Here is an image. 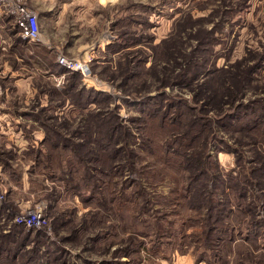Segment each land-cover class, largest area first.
Returning a JSON list of instances; mask_svg holds the SVG:
<instances>
[{
	"label": "rangeland",
	"instance_id": "rangeland-1",
	"mask_svg": "<svg viewBox=\"0 0 264 264\" xmlns=\"http://www.w3.org/2000/svg\"><path fill=\"white\" fill-rule=\"evenodd\" d=\"M39 1L28 6L37 16L40 42H29L25 51L11 48L17 34L9 18H0V115L7 114L10 124L22 133L20 148L14 139L0 140V232L4 224H15V217L28 210L40 211L46 225L29 230L20 226L24 231L19 228L18 235L4 244L8 253L3 254V263L20 264L26 257L23 252L34 247L35 253L27 254L28 259L37 256L32 264H208L195 262L200 253L210 264H264V215H260L264 197L254 200V215H249L247 202L242 206L246 215H221L217 226L241 233L234 234L233 240L217 244L209 231L211 220L204 223L213 211L217 214V197L221 199L217 165L222 173L261 167L264 0H56L53 9L49 2ZM47 9L50 14L44 19ZM3 23L10 28L1 27ZM164 41L177 43L188 62L194 60L182 83L173 79L179 69L174 71L163 58L166 50L159 49ZM37 51L44 53L43 63L31 60L30 67L17 66L16 75L24 79L29 73L31 78L24 81L17 76L18 95L9 88V102L1 104L4 83L15 87L5 64L14 68L13 57ZM56 53L85 62L90 69L87 78L71 72L79 76L75 86L110 97L100 108L89 107L102 113L97 119L79 111L72 105L74 95L63 92L64 73L70 72L55 67ZM257 61L259 69L242 85L235 83L229 97L218 105L220 94L209 73L238 67L245 74ZM169 73V81L177 84L161 83L163 74ZM190 75L195 76L193 84ZM199 85H203L200 98ZM177 102L198 121L200 130L181 132L185 119L173 107ZM256 106L258 116L234 122ZM155 107L162 109L168 128L161 129L159 121L148 117ZM108 114L117 120L108 119ZM243 121L248 132L237 128ZM45 124H51V132L47 133ZM118 125L128 127L131 137L118 140L115 148L126 145L127 150L114 156L100 144L104 130ZM50 137L59 140L57 149L50 146ZM193 155L201 157L194 174L203 170L200 185L207 186L199 199L178 169L179 160ZM78 166L84 167L86 180L96 172L90 178L98 186L94 198H90V185L75 170ZM213 176L216 179L211 182ZM186 187L190 191L184 198ZM131 193L136 201H127ZM140 193L145 197L141 199ZM187 199L201 205V210L184 208ZM229 207L237 209L234 204L225 209ZM139 223L149 224L147 236H135ZM254 227L260 228V235L246 240V231Z\"/></svg>",
	"mask_w": 264,
	"mask_h": 264
},
{
	"label": "trees",
	"instance_id": "trees-1",
	"mask_svg": "<svg viewBox=\"0 0 264 264\" xmlns=\"http://www.w3.org/2000/svg\"><path fill=\"white\" fill-rule=\"evenodd\" d=\"M247 0H244V2L246 3ZM8 22V21H7ZM6 22V23H7ZM10 24L7 27V25L5 23H3V25H1V27H6L10 28ZM7 30H11V29H7ZM16 34V31H15ZM20 39V38H19ZM177 43H170V42H162L161 44H159V49H163L166 50L165 54L163 55L164 60L169 63L172 67L173 70L175 71L177 68L179 69L178 74L173 77V79H180V82L182 83V81H184L182 78L188 75V67L193 65V61L191 63H189V57L187 56V54L185 53V51L183 50L184 48H180L178 47V45H176ZM264 58V53H262L260 55V59ZM191 64V65H190ZM260 67V61L256 62V64L254 66L249 67L246 71L245 74H242L241 71L237 68H235L234 70H231L229 68H217L215 70H212L211 73H209V78H214L211 80V82L216 86L217 85V91L219 92V98L217 97V104L218 105H222L224 103V101L226 100L225 98L228 96L229 97V92L232 91V88L234 86L235 83H240L242 85L243 81H247V79H249L248 77L250 76V74L252 75L255 71H257ZM67 78L65 81V87H62L63 92L64 93H69L71 95H74L75 100L72 101V105H74L79 111H84L86 112V114L90 117V118H98L99 116H101L102 113H100L96 108L94 109H90L89 107L91 105L93 106H97L98 108H100L103 105H106V103L110 100V97L107 95H103L100 93H96L93 91H87L83 88H81V86H75L74 82L77 81V76L78 74L76 73H64ZM164 78L161 80L162 84H166L165 86L171 84H177V82H171V80L169 81V78L172 76L171 73H169L168 75L163 74ZM246 76V78H244ZM178 78V79H177ZM158 81V79H156ZM195 80V76H191L190 75V79L189 81L191 82V84H193V81ZM168 82V83H167ZM203 85H199L198 88V96L199 98L203 95V92L201 91ZM62 92V93H63ZM198 99V98H197ZM181 101V100H180ZM180 102H177L175 105H173V107L175 108L176 111L178 112H182V114H184L183 119L185 124L183 125V127L181 128V132L184 131L185 134H191V132L193 131V129L200 130L199 126H198V121H194L190 118L189 113L187 111V113L183 112V107L179 104ZM168 107H172L170 104L168 105ZM256 108H258V110H260V108L258 106L254 107L253 109H251V114H239L234 122L237 123H241L242 120H244V118H251L252 116H258V110H256ZM155 113L152 115H149L148 117L151 118L152 120H156L160 122V128L161 129H165V119L164 116L161 115V108L160 107H155L154 108ZM104 114V113H103ZM188 114V115H187ZM103 118L105 115H102ZM108 119L111 118H116V116L114 114H108L106 115ZM53 117H47L46 119H52ZM106 118V119H107ZM179 120L180 116L178 117ZM105 119V118H104ZM117 120V118H116ZM250 120H254L250 119ZM48 121V120H46ZM45 121V122H46ZM177 122V121H176ZM257 125L260 124V121L256 122ZM178 125L180 123H177ZM245 121H243L242 124H239L237 126L238 129L241 130H246L248 132L247 127L244 125ZM107 125L102 124V126ZM44 128L47 130L48 132H51L52 126L51 124H45ZM168 128V127H166ZM110 131H105L102 134H106L103 137V144L101 145V148L103 150H112L109 152V154H114V156H116L117 153H119L120 151H126L127 150V146L126 145H122V147L120 149L115 148V146L118 144V140L121 139L123 136H130L131 137V132L128 129V127H123L122 125H118L116 127H112L109 129ZM250 131V129H249ZM200 132V131H199ZM251 132V131H250ZM99 137V134H98ZM53 137H50L49 139L47 138V140H49V144L52 148L57 149L58 145H59V140L58 139H52ZM94 141H96V139H94ZM48 143V142H47ZM88 143L90 144V141H88ZM98 143V142H96ZM77 146V145H76ZM82 146V145H80ZM260 151V159H261V163H260V169L259 167L257 168H253V169H242L240 167H237V172L233 171L232 173L230 172H225L222 173L220 171V169L218 168L217 165V188L222 186L221 189V199H219L217 197V214L213 211V215H208V218L204 219V223H206L207 221L211 220V223L213 224V229L212 226L209 227V231L210 232H214L215 236L214 239L216 237L217 239V244H219V242H221L222 240H233V235L237 234V236H240L241 233H238L239 231L236 229H229V228H225L223 225L217 226V224L220 222L221 220V215H228L229 213H234L236 212L235 215H246L245 212L242 209L243 203L247 202V207H248V212L249 215H254L256 206L253 205V202L256 198L258 197H264V188H260V185H262L264 187V157H262V155H264L263 151ZM262 154V155H261ZM183 156V155H181ZM178 169L179 171L182 173V180L183 181H188L190 185H192L196 190V194H197V198L199 199L200 197V193L202 194H206V192L204 191L205 188L207 186H201L200 183L202 182V179L205 178V173L203 170L198 171L197 174H194V172H196L197 170L200 169V165H201V157L200 156H186V158H184L183 160H179L178 161ZM84 167H76L75 170H77V172L80 174V176L82 178L83 174H82V169ZM193 168H198L193 170ZM96 172H92L89 173L88 176H86L87 180L84 178V183H88L90 186L89 187V193L90 198H94L95 197V192H96V188L98 189V186L92 182L93 179H90L91 177L96 176L95 175ZM63 176V175H62ZM263 178V181H257L254 182L251 178ZM61 179H63L60 176ZM65 181L67 180V178H64ZM91 181H90V180ZM216 178L213 176L211 178V182H213ZM262 183V184H261ZM72 188H76L75 185H72ZM188 187H186L184 192V198L188 197V193L190 190L187 189ZM226 189H229L230 193L227 194L226 193ZM142 191V190H141ZM202 191V192H201ZM143 192V191H142ZM78 194V193H77ZM139 196L142 198L145 197V193L142 194L140 193ZM136 195H133L132 193L127 196V201L129 199V202L131 201H136ZM128 202V203H129ZM144 206L147 207L146 202L143 203ZM236 205L237 209L235 211H231V208L229 207V211L227 208L229 205ZM128 206V205H127ZM252 208H251V207ZM190 209V207L192 209L201 210V205H194L192 202L189 201V199H187V204L184 206V208ZM128 208V207H127ZM214 210L216 209V206H213ZM139 209H145L143 207H139ZM212 209H210L209 211H211ZM224 210V211H223ZM0 213H3V209H0ZM1 215V214H0ZM3 215V214H2ZM260 215H264L260 213ZM126 216V215H125ZM123 216V218L125 217ZM205 217V215H204ZM1 218V217H0ZM9 218V217H8ZM93 220V219H91ZM9 222H7V224H4L3 229L5 228V230L0 232V264H4L3 261L4 259H1L3 254H7L8 252L6 251L7 248H4V244L9 242V239L13 238L14 236L18 235V231L19 228L22 229V227L17 226L16 224H10ZM197 223H201V220L197 219L196 220ZM140 224V231H138L137 233H135V236H141V237H145L147 236L150 231H149V224L148 223H144L143 225L141 223ZM259 224V223H258ZM243 226V224H241L239 227ZM245 228V226H243ZM246 229V228H245ZM23 230V229H22ZM24 231V230H23ZM241 232V231H240ZM247 236H246V240H253L255 239V237H257L258 235H260V228L259 227H254L252 228L250 231H246ZM152 235L154 234V232L151 233ZM38 236H41V232L40 231H36V234ZM192 242H198L196 239H193ZM215 244V242L213 243ZM218 248V247H217ZM25 251V249H22ZM31 252L32 254L35 253L34 251V247H32L29 250H26L24 253L25 260L21 261L20 264H32L33 260L35 257H32L31 259L27 258V254ZM17 252H14L13 257L16 256ZM218 253V250H217ZM218 256V255H217ZM22 258H24V256H22ZM207 262L208 264H210L209 258L206 257V255L204 253H200L198 256L195 257V262L199 263V262ZM112 264H118L117 262H110ZM122 264V263H119Z\"/></svg>",
	"mask_w": 264,
	"mask_h": 264
},
{
	"label": "built area",
	"instance_id": "built-area-1",
	"mask_svg": "<svg viewBox=\"0 0 264 264\" xmlns=\"http://www.w3.org/2000/svg\"><path fill=\"white\" fill-rule=\"evenodd\" d=\"M7 17L12 22L17 36L26 42H40L37 16L28 6V0H0V18ZM56 64L68 72H80L84 78L90 77L91 71L85 62L69 59L56 53ZM60 85V81L58 82ZM40 211H25L14 219L15 224L26 229H42L46 220Z\"/></svg>",
	"mask_w": 264,
	"mask_h": 264
},
{
	"label": "crops",
	"instance_id": "crops-1",
	"mask_svg": "<svg viewBox=\"0 0 264 264\" xmlns=\"http://www.w3.org/2000/svg\"><path fill=\"white\" fill-rule=\"evenodd\" d=\"M39 0H28V3H31V2H37ZM42 2H49L51 9H53V5H55V2L56 0H43V1H39V3H42ZM74 0H71L70 3H73ZM48 11H50V9H47V11H45L43 14V18L44 19H47L48 18V15L50 13H48ZM57 20V19H56ZM16 37V36H15ZM14 39V38H13ZM28 45H30L29 42H26V41H22L21 39H19V37L17 36V38H15L11 44V48H14V50H22V51H25L27 50L28 48ZM10 48V47H9ZM21 51V52H22ZM32 56V57H31ZM14 60L17 62L14 63V68L12 67V65L10 67H8L7 64H5V71H8L7 75H8V78H13L14 81H13V85H15V87H7L4 83V91H5V95H4V99L1 101V104H6L9 102V99H7V92L9 91V88H11V90H13L14 92L16 91L17 92V82H19V79H17L16 77L19 76L20 79H23V77H21V75H16V71L18 69L17 66L23 64V66H26V67H30L29 63L31 60H33L34 62H36V64H40V63H43V59H44V53H41L40 52H33L29 53V55H27V53L25 54H22V55H18L16 57H13ZM55 67L56 68H60L58 65L56 66V64L54 63ZM22 66V67H23ZM8 67V68H6ZM61 69V68H60ZM5 74V73H3ZM3 78V77H0V79ZM31 78V75H29L28 73V76L25 77L23 80L24 81H28L29 79ZM3 80V79H2ZM14 88V89H12ZM15 92V93H16ZM17 94V93H16ZM18 95V94H17ZM8 101V102H7ZM19 123H16V125H18ZM14 125V124H13ZM18 131L12 126V124H10V119L7 118V114H2L0 115V140H5V141H8V140H11V139H14V145H17L18 148H20V146H22V133L20 130V128H17Z\"/></svg>",
	"mask_w": 264,
	"mask_h": 264
},
{
	"label": "bare ground",
	"instance_id": "bare-ground-1",
	"mask_svg": "<svg viewBox=\"0 0 264 264\" xmlns=\"http://www.w3.org/2000/svg\"><path fill=\"white\" fill-rule=\"evenodd\" d=\"M61 68V67H60Z\"/></svg>",
	"mask_w": 264,
	"mask_h": 264
}]
</instances>
